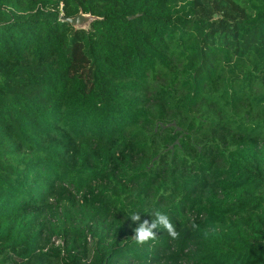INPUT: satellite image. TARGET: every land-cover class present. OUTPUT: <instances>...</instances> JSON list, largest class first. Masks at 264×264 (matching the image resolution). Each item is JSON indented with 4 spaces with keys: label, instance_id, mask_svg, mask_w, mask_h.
Returning a JSON list of instances; mask_svg holds the SVG:
<instances>
[{
    "label": "trees",
    "instance_id": "obj_1",
    "mask_svg": "<svg viewBox=\"0 0 264 264\" xmlns=\"http://www.w3.org/2000/svg\"><path fill=\"white\" fill-rule=\"evenodd\" d=\"M0 264H264V0H0Z\"/></svg>",
    "mask_w": 264,
    "mask_h": 264
},
{
    "label": "clouds",
    "instance_id": "obj_2",
    "mask_svg": "<svg viewBox=\"0 0 264 264\" xmlns=\"http://www.w3.org/2000/svg\"><path fill=\"white\" fill-rule=\"evenodd\" d=\"M151 219H144L141 221V214L139 212H132L130 220L137 224L133 229L134 235L131 237L137 244L143 245L149 241H153L158 236V231L163 229L172 239L179 238V232L172 223L169 216L160 210H154Z\"/></svg>",
    "mask_w": 264,
    "mask_h": 264
},
{
    "label": "water",
    "instance_id": "obj_3",
    "mask_svg": "<svg viewBox=\"0 0 264 264\" xmlns=\"http://www.w3.org/2000/svg\"><path fill=\"white\" fill-rule=\"evenodd\" d=\"M98 17L90 13L78 12L72 17L60 16L62 21L69 23L75 30H87Z\"/></svg>",
    "mask_w": 264,
    "mask_h": 264
}]
</instances>
